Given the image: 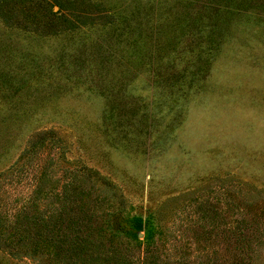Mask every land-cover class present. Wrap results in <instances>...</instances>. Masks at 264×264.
<instances>
[{"label": "rangeland", "instance_id": "rangeland-1", "mask_svg": "<svg viewBox=\"0 0 264 264\" xmlns=\"http://www.w3.org/2000/svg\"><path fill=\"white\" fill-rule=\"evenodd\" d=\"M63 189L137 264H264V0H0V215Z\"/></svg>", "mask_w": 264, "mask_h": 264}, {"label": "trees", "instance_id": "trees-1", "mask_svg": "<svg viewBox=\"0 0 264 264\" xmlns=\"http://www.w3.org/2000/svg\"><path fill=\"white\" fill-rule=\"evenodd\" d=\"M62 191L63 203L51 210L20 209L10 220L0 215V244H9L15 252L24 249L38 254L44 264H137L105 246L100 226L89 221L93 213L82 208L77 211L75 203L78 206L80 197ZM1 233H9L11 239L2 238ZM157 260L149 251L139 264H157Z\"/></svg>", "mask_w": 264, "mask_h": 264}]
</instances>
